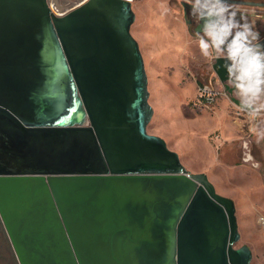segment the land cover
<instances>
[{"label":"water","instance_id":"1","mask_svg":"<svg viewBox=\"0 0 264 264\" xmlns=\"http://www.w3.org/2000/svg\"><path fill=\"white\" fill-rule=\"evenodd\" d=\"M133 20L131 0H0V218L18 263L249 264L233 200L147 132Z\"/></svg>","mask_w":264,"mask_h":264},{"label":"rangeland","instance_id":"2","mask_svg":"<svg viewBox=\"0 0 264 264\" xmlns=\"http://www.w3.org/2000/svg\"><path fill=\"white\" fill-rule=\"evenodd\" d=\"M51 1L61 11L79 0ZM182 3L188 5L185 0H131L130 31L141 52L148 103L157 102L146 129L166 141L185 169L205 174L218 194L233 200L239 236L235 246L250 248L249 264H264V233L258 223L264 216V139L230 94L211 106L197 104L199 84L223 87L212 70L213 60L200 53L198 31L188 26ZM235 5L238 16H246L254 27L264 26L263 6ZM0 264H19L1 218Z\"/></svg>","mask_w":264,"mask_h":264},{"label":"clouds","instance_id":"3","mask_svg":"<svg viewBox=\"0 0 264 264\" xmlns=\"http://www.w3.org/2000/svg\"><path fill=\"white\" fill-rule=\"evenodd\" d=\"M185 2L200 24L196 36L201 55L224 62L221 67L241 111L253 121L258 138L264 139V44L259 31L246 16H238V7L230 0ZM258 223L264 224V217Z\"/></svg>","mask_w":264,"mask_h":264},{"label":"built area","instance_id":"4","mask_svg":"<svg viewBox=\"0 0 264 264\" xmlns=\"http://www.w3.org/2000/svg\"><path fill=\"white\" fill-rule=\"evenodd\" d=\"M226 93L227 92L224 88L220 89L217 86L213 85L211 82H203L196 87L195 99L197 104L199 105L211 106L214 105L222 95H226ZM261 217L264 216H260L259 218ZM259 224L264 233V224Z\"/></svg>","mask_w":264,"mask_h":264},{"label":"flooded vegetation","instance_id":"5","mask_svg":"<svg viewBox=\"0 0 264 264\" xmlns=\"http://www.w3.org/2000/svg\"><path fill=\"white\" fill-rule=\"evenodd\" d=\"M182 6L184 8V16H185V20H186L188 26L194 25L195 30L196 31H199L200 24H199V22L197 20H195L191 16V14H190V6L189 5H186L185 3H182ZM188 8H189V10H188ZM187 11H189V13ZM188 15H189V17H188Z\"/></svg>","mask_w":264,"mask_h":264},{"label":"crops","instance_id":"6","mask_svg":"<svg viewBox=\"0 0 264 264\" xmlns=\"http://www.w3.org/2000/svg\"><path fill=\"white\" fill-rule=\"evenodd\" d=\"M246 1H264V0H246ZM249 23H251L253 26L255 25L254 22H249ZM254 28H255V30L259 31L260 38L264 37V26L261 27V26L256 25ZM149 96H150V91H149ZM156 103L157 102H154V104L153 103L151 104V107H152L154 113H155V110H156Z\"/></svg>","mask_w":264,"mask_h":264},{"label":"bare ground","instance_id":"7","mask_svg":"<svg viewBox=\"0 0 264 264\" xmlns=\"http://www.w3.org/2000/svg\"><path fill=\"white\" fill-rule=\"evenodd\" d=\"M151 116H152V115H151ZM151 116H150V117H151Z\"/></svg>","mask_w":264,"mask_h":264}]
</instances>
